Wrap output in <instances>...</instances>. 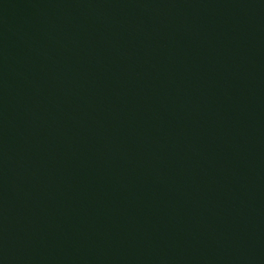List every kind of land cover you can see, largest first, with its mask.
Listing matches in <instances>:
<instances>
[{"label":"water","instance_id":"95a60500","mask_svg":"<svg viewBox=\"0 0 264 264\" xmlns=\"http://www.w3.org/2000/svg\"><path fill=\"white\" fill-rule=\"evenodd\" d=\"M0 264H264V0H0Z\"/></svg>","mask_w":264,"mask_h":264}]
</instances>
